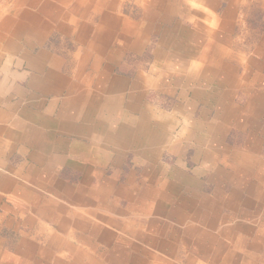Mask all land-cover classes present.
I'll list each match as a JSON object with an SVG mask.
<instances>
[{
	"label": "crops",
	"instance_id": "1",
	"mask_svg": "<svg viewBox=\"0 0 264 264\" xmlns=\"http://www.w3.org/2000/svg\"><path fill=\"white\" fill-rule=\"evenodd\" d=\"M248 6L264 12L0 0V264H264V30L245 32ZM239 21L253 41L236 51ZM177 84L171 111L151 109Z\"/></svg>",
	"mask_w": 264,
	"mask_h": 264
},
{
	"label": "rangeland",
	"instance_id": "2",
	"mask_svg": "<svg viewBox=\"0 0 264 264\" xmlns=\"http://www.w3.org/2000/svg\"><path fill=\"white\" fill-rule=\"evenodd\" d=\"M240 14H241V10ZM246 12L247 14H250L251 17H249L245 23L246 26V33H252L254 32V30H264V20H255L254 19V15H259L260 13H262V9L259 10L256 6H248V8H246ZM264 13V12H263ZM262 13V14H263ZM259 17V16H258ZM236 27V31L237 34L234 35L233 37V41L235 42L233 45V48L238 51V46H240L239 49L241 48H249L251 47L250 45V41H253V37L250 36L249 38H244L243 39V45L241 46V29H237L240 25H241V21H239V23L237 24ZM255 27V29H253ZM240 30V31H239ZM249 35V34H248ZM153 41H156V38L154 37ZM154 48L153 46H151L148 51H152ZM248 51V49H247ZM251 52V51H250ZM149 60L152 62L154 60V57L152 56V53L147 54ZM175 71V70H174ZM147 72V71H146ZM138 73L137 70H134L133 72H130L131 77L133 75V78H135L136 74ZM123 74H127L128 72H123ZM169 84V83H168ZM176 84V83H174ZM177 89V92L175 95H171V97L169 95L166 94H158L153 90L149 91V95L146 97V101H148V103L150 104L151 109L153 110H165V111H171L173 109V105L178 103L179 99L177 100V98L179 97V94H181V89H182V85L177 84V86L175 87ZM189 90V89H188ZM187 90V91H188ZM190 94H192L191 91H189Z\"/></svg>",
	"mask_w": 264,
	"mask_h": 264
},
{
	"label": "bare ground",
	"instance_id": "3",
	"mask_svg": "<svg viewBox=\"0 0 264 264\" xmlns=\"http://www.w3.org/2000/svg\"><path fill=\"white\" fill-rule=\"evenodd\" d=\"M243 124V123H242Z\"/></svg>",
	"mask_w": 264,
	"mask_h": 264
}]
</instances>
